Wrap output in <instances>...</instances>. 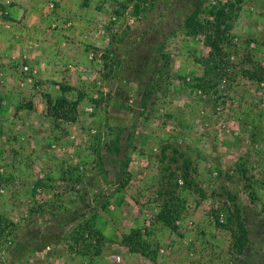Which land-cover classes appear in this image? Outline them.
<instances>
[{"label": "rangeland", "instance_id": "1", "mask_svg": "<svg viewBox=\"0 0 264 264\" xmlns=\"http://www.w3.org/2000/svg\"><path fill=\"white\" fill-rule=\"evenodd\" d=\"M25 2L16 15L17 0H0L12 36L0 48L25 34L44 69L56 47L85 48L81 80L37 81L43 96L78 102L75 121L48 111L39 127L26 117L7 130L0 70V264H123L112 252L130 233L144 255L163 247L164 264H264V82L248 76L264 67V0ZM78 5L86 21L61 24V6ZM215 15L222 63L198 25ZM37 26L51 37L36 44Z\"/></svg>", "mask_w": 264, "mask_h": 264}, {"label": "crops", "instance_id": "2", "mask_svg": "<svg viewBox=\"0 0 264 264\" xmlns=\"http://www.w3.org/2000/svg\"><path fill=\"white\" fill-rule=\"evenodd\" d=\"M18 4L15 5L13 9L14 14L24 15L28 14L29 10H27L25 5H28L26 3V0H17ZM64 1V0H62ZM65 3V2H63ZM84 7V6H83ZM83 7L77 6L78 9H75L74 11H71V8L63 7L61 6L60 14L57 15L59 18V22L63 24L64 21L68 20V17H73L76 19H80L81 21H86L83 11ZM36 10H34L35 12ZM36 14L40 17L41 14L37 10ZM75 20V19H74ZM69 29H58L56 32V35L59 38H66L65 32L69 33ZM75 31V30H73ZM0 36L1 40L7 42L8 40H11L12 36L11 34L5 30H0ZM51 37V34H43L40 30V27H34L33 33L28 36V39L30 42L33 43H42L47 40V38ZM46 38V39H45ZM27 39L24 35L19 36V41L17 42L16 50L13 52H9L6 48H0V53L3 54V57L7 59L5 63L0 64V70L4 73V84L6 87V91H2V97L6 101H8L7 106L9 107V111L7 115L4 117H9L10 121H6L5 128L8 130H14L15 128H28L30 126L39 127L43 124L42 118H44V112L48 115V109H47V102L45 99V102L43 101L42 92H39L38 88V82L40 80L47 81L46 78L52 79L56 82H53V85L61 87L60 82L65 83L70 79H77L81 80V72L79 70L80 65L83 64L79 62V55H81L83 48H85L83 43L77 42H71L69 41V48L67 51H62L60 48L56 47V51H54L55 61L56 64L50 66L47 69L40 68V64H45L47 66L46 61H42L43 54L41 51H39V47L35 48V45H29L26 46ZM27 48V50H26ZM25 52L29 56L30 60H28L26 63L25 68L27 70L25 71L23 67V63H25L23 59V55H25ZM7 54H14L11 56H14V58H8L6 57ZM16 57V58H15ZM17 57H19L18 60H21L19 62L17 60ZM58 65V66H57ZM71 68V69H70ZM72 69L73 73L75 74L74 77H72ZM55 89V88H54ZM31 101L29 103V107L26 105L25 107H19L17 108L16 101ZM3 117V118H4ZM26 117H30L33 119L34 124H27ZM49 117V116H48ZM26 122V123H25ZM5 139V138H4ZM130 164H135L130 163ZM136 175H141L140 173H136ZM127 197L131 198L132 202L137 205L136 200H134L131 195H127ZM137 225V218H132L131 221V227H135ZM115 244L120 248V253L117 251L112 252L114 256L120 257L123 260V264H164V259L166 252L163 247H161L159 250H157V255L155 258L149 257L147 255H144L141 252H135L131 251L128 247H126L123 243L121 238L115 242ZM162 250V251H161ZM111 254V255H112ZM116 254V255H115ZM116 264V263H115Z\"/></svg>", "mask_w": 264, "mask_h": 264}, {"label": "trees", "instance_id": "3", "mask_svg": "<svg viewBox=\"0 0 264 264\" xmlns=\"http://www.w3.org/2000/svg\"><path fill=\"white\" fill-rule=\"evenodd\" d=\"M200 29L204 30L206 29V44L210 47V54L213 56L212 58L217 63H222L225 56V53L223 51L224 47L223 45L227 42V37L225 36V33L223 32L221 28V22L220 19H218V16H213V20H207L206 22L198 24ZM252 79H255L257 81L264 82V67H260L259 71L251 72V75H248ZM46 102L48 106V111L51 113L54 117H62L69 121H75L78 116V102L68 99L65 95L61 97H57L55 100L52 99V96L50 94H47L46 96ZM235 211L238 213L240 212L239 207H235ZM241 229L243 231V235L238 236L237 243L235 246L239 250L240 248H243V242L245 239H247L246 234V227L243 223L241 226ZM123 241L129 246V249L131 251L135 252H141L143 254H146L144 250H142L140 247H138L139 243L136 242V246L129 245L130 243L134 242V236L132 233L125 235L123 237ZM129 243V244H128ZM240 247V248H238Z\"/></svg>", "mask_w": 264, "mask_h": 264}]
</instances>
